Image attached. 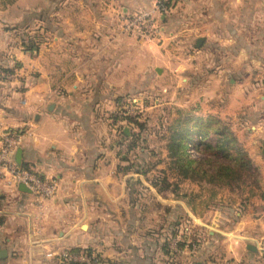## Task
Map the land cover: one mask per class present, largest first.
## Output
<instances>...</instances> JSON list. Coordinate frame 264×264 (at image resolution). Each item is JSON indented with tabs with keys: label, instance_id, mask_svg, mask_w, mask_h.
<instances>
[{
	"label": "crops",
	"instance_id": "1",
	"mask_svg": "<svg viewBox=\"0 0 264 264\" xmlns=\"http://www.w3.org/2000/svg\"><path fill=\"white\" fill-rule=\"evenodd\" d=\"M155 3L0 0V140L7 130L22 133L18 164L57 185L37 201L0 178V264H64L73 248H90L100 264H264V167L254 191L216 188L212 206L199 207L200 195L187 192L185 200L172 192L163 199L128 167L121 147L131 132L113 119L129 99L153 97L155 107L173 103L177 113L192 103L195 68L182 75V60L168 57L173 49L218 55L200 86L203 101L221 95L223 106L245 104L262 118L264 0H170L169 12L158 14L161 30L180 42L169 50L122 31L120 15ZM139 156L130 157L135 166ZM183 220L189 242L168 254L163 238Z\"/></svg>",
	"mask_w": 264,
	"mask_h": 264
},
{
	"label": "rangeland",
	"instance_id": "2",
	"mask_svg": "<svg viewBox=\"0 0 264 264\" xmlns=\"http://www.w3.org/2000/svg\"><path fill=\"white\" fill-rule=\"evenodd\" d=\"M169 2L170 0H156L154 7H156L159 3L165 5V11L162 13L167 14L170 10ZM176 38L177 37H173L172 34L166 33L163 29L160 38L153 41L158 44H162V47L169 50L168 48L170 47L174 48L180 45V42ZM185 45H187V43H185ZM201 55L202 54L196 53L195 55L189 56L186 54L185 56L183 54H178L176 51H174V49L168 51L169 58H172L177 62L182 60L183 69L180 70L181 72H184L182 75L186 76V73H190L191 68H198V72L201 73L200 76L198 72L195 73L196 70L193 69L190 80L192 84L195 83V81L197 83V85L195 83L194 87V100L188 105V107L179 108H182L181 110H183V114L190 113L192 116L202 118L206 117L207 115H213L220 118L225 124H227L229 130L236 138V145H238L245 152L246 156L251 160L253 165L256 166L253 176L250 178L248 177L246 181L248 184H239L232 187L233 192L236 194L241 193L243 190V193L246 194L247 192L255 190V183H253V180L258 179L257 186H259L261 168L264 167V153L262 144L264 139V116L261 118L260 113H258L256 109H250L248 105L245 104H235L231 107L223 106V101H225V98H221V95H215L210 99L208 98L207 101H203L205 98L201 97L203 95L201 94L202 92H200V86L208 82V77L206 78V76L214 72L213 69L215 68V64L218 61L219 56L213 55L210 56L209 60H205ZM208 62L209 65H207ZM189 65L191 66L189 67ZM196 78H198V80L194 81ZM152 90L153 89H151V91ZM149 100L150 101H148V103L139 104L129 99L121 104H118V107L114 108L113 114H115V118L113 119H116L115 123H119V127H117L118 130L124 131L123 128L126 126L131 132L127 138L122 137L123 145L121 149L123 150L125 156L128 144L133 140V136H131V134L140 132L141 137L136 141L135 148L129 153V158L132 155H140L139 157L143 160V162L140 163L141 165L139 166L143 170H147V173L143 175H147L149 178L161 176L160 170H165L166 174L168 175V179L170 181H174L177 178V172H171L168 168V164L166 163L168 162V158H166L167 152L164 145L166 144L167 140L166 136L169 133L167 130L168 126L173 123L174 119L178 117L179 113H177L176 110H172V107H174L173 103H167V105L165 104L163 107H155L153 104V97ZM127 115L137 117L139 122L142 124L141 128L133 123L127 122L124 119V117ZM193 122H195V119H193ZM142 148L146 150L143 152L141 151ZM189 150L192 154H196V152L193 150V147H191ZM233 151L235 150H232L231 152ZM232 154L235 156L237 155L236 152H233ZM131 169L135 170L137 169V166L133 165ZM193 183L194 184L187 185L183 181H180L179 189H177L176 193H172L173 195L178 196L179 199L182 197L183 200L187 199L185 195L186 192L191 195L190 197H192L194 194H199L200 200L198 201V205L199 207H203V202L205 203L206 200L208 201L209 196H212L213 190H211V188L206 184ZM155 190L156 192H159L156 187ZM159 193H161L163 199H170L167 194H171V191L167 190L165 193ZM219 196L225 199L229 198L230 195H228L227 191H221ZM201 200L204 201L201 203ZM212 203L214 202L208 201V204L211 206ZM164 206L166 207L167 205L163 203V208ZM181 223L183 224L184 229L186 226H189V223L186 220L181 221ZM172 239L173 238L168 239L169 243ZM81 253H83V255L87 254L85 251ZM94 254L98 253L94 252L93 255Z\"/></svg>",
	"mask_w": 264,
	"mask_h": 264
},
{
	"label": "trees",
	"instance_id": "3",
	"mask_svg": "<svg viewBox=\"0 0 264 264\" xmlns=\"http://www.w3.org/2000/svg\"><path fill=\"white\" fill-rule=\"evenodd\" d=\"M124 119L140 128L142 126L135 116L127 115ZM193 119H195V122H193ZM167 130L169 133L166 136L167 140L164 145L167 152L166 158H168L166 163L171 172H177V178L174 181H170L166 171L160 170L161 176L150 178V183L159 192L165 193L169 190L176 193L177 189H179V182L185 180L198 184H207L213 191L222 187L233 191L232 187L239 184H248L246 183L248 177L253 176L256 166L253 165L245 152L236 145L234 134L220 118L213 115H207L202 118L192 116L190 113L183 114V112H179L178 117L168 126ZM131 136H133V140L128 144L126 155L123 158L129 162L128 167L135 165L133 159L136 158L130 159L129 153L135 148L136 141L141 137V133H132ZM191 147H193L196 154L190 152L189 149ZM232 150H235L233 152L237 153L236 156L232 154ZM139 165L141 164L138 163L135 170L146 174L147 170H143ZM257 180H253L255 187H257ZM187 233L184 228H178V225L174 226L168 235L164 237L163 244L166 247V252L168 254L175 252L170 248L169 238L176 237L179 243L178 247L188 244ZM84 251L89 256L93 255V251L90 248H73L68 250L67 253L75 254ZM92 260L93 264L102 262L98 254H94L90 261ZM64 264L82 263L66 258ZM108 264L115 263L108 262Z\"/></svg>",
	"mask_w": 264,
	"mask_h": 264
},
{
	"label": "built area",
	"instance_id": "4",
	"mask_svg": "<svg viewBox=\"0 0 264 264\" xmlns=\"http://www.w3.org/2000/svg\"><path fill=\"white\" fill-rule=\"evenodd\" d=\"M165 11V5L158 4L150 11L140 10L132 14L120 15L122 31L128 35L143 40H156L160 38L162 30L158 14ZM3 77H10V74L3 73ZM23 134L15 130H7L1 135L0 140V178L8 185L17 187L19 184L26 186L37 201L51 198L57 191V185L53 180L42 178L37 172L23 168L15 160L16 149L21 143ZM177 240L170 241L173 251L176 250ZM63 256L67 259L87 261L89 255L68 254Z\"/></svg>",
	"mask_w": 264,
	"mask_h": 264
},
{
	"label": "water",
	"instance_id": "5",
	"mask_svg": "<svg viewBox=\"0 0 264 264\" xmlns=\"http://www.w3.org/2000/svg\"><path fill=\"white\" fill-rule=\"evenodd\" d=\"M203 41H204V38L203 37H199V38H197L196 39V41H195V47H200L201 45H202V43H203ZM124 132L125 133H128L129 132V129H127V127L125 126V128H124ZM262 144H263V153H264V139H263V141H262ZM20 150L18 149V152H19ZM16 160V159H15ZM17 162V161H16ZM17 164H18V162H17ZM18 187L21 189V190H24V191H27V187L26 186H24L23 184H19L18 185ZM29 190V189H28ZM249 248L251 249V250H255V246H249Z\"/></svg>",
	"mask_w": 264,
	"mask_h": 264
}]
</instances>
